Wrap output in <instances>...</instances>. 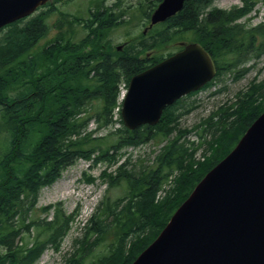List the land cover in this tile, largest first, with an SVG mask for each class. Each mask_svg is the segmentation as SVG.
Listing matches in <instances>:
<instances>
[{
	"label": "trees",
	"instance_id": "trees-1",
	"mask_svg": "<svg viewBox=\"0 0 264 264\" xmlns=\"http://www.w3.org/2000/svg\"><path fill=\"white\" fill-rule=\"evenodd\" d=\"M160 1L155 0L153 7ZM207 1L185 0L181 12L154 28L153 42L157 51L177 41L201 43L218 61L219 73L222 64L235 66L245 60L247 42L243 34L227 30L226 16L212 13L203 18ZM253 4L233 14L234 18L249 12ZM49 13L24 24L12 23L0 36V134L10 135L11 144L0 159V264H35L44 249H58L73 216L58 207L50 220L41 219L37 211L36 217L30 212L35 210L39 190L57 180L77 160L91 161L92 166L113 165L123 147L150 140L165 142L151 165L128 168V162H122L113 172L102 173L110 187L121 184L125 196L112 203L104 200L97 207L84 227L83 238L75 241L78 247L69 261L83 264L84 256L92 253L85 254L88 247L98 245L115 228L114 245L96 264H131L195 184L264 110V103L257 101L262 93L253 94L255 97L241 93L237 107L225 113L226 119L228 115L233 117L229 125L225 126L226 119L221 118L212 138L200 145L204 146L202 161L194 158L198 147L180 141L187 131L177 130L175 107L167 108L155 127L134 131L120 127L97 136L116 122L112 111L121 78L127 82L163 58L159 53L142 59L111 50L106 36L114 19L98 9L85 20L64 16L67 20L54 26L56 35L35 52V44L50 29L45 24ZM74 24L81 25L83 31L78 38ZM257 32L264 34V27ZM258 86L264 88L263 84H254L249 90H261ZM91 122L94 129L89 130ZM174 170L179 172L175 187L156 201V193ZM40 210L48 212L50 207ZM31 230L35 232L29 246L25 236ZM17 240L22 243L18 245Z\"/></svg>",
	"mask_w": 264,
	"mask_h": 264
},
{
	"label": "water",
	"instance_id": "water-1",
	"mask_svg": "<svg viewBox=\"0 0 264 264\" xmlns=\"http://www.w3.org/2000/svg\"><path fill=\"white\" fill-rule=\"evenodd\" d=\"M47 0H0V28ZM184 0H163L151 25L178 13ZM215 73L210 55L191 43L131 78L124 125L155 124L165 107ZM259 187L256 189L253 188ZM264 113L208 172L159 236L132 264H264ZM260 196H256L257 193Z\"/></svg>",
	"mask_w": 264,
	"mask_h": 264
},
{
	"label": "rangeland",
	"instance_id": "rangeland-1",
	"mask_svg": "<svg viewBox=\"0 0 264 264\" xmlns=\"http://www.w3.org/2000/svg\"><path fill=\"white\" fill-rule=\"evenodd\" d=\"M95 0H68L67 2L59 3L58 9L67 12L70 14L78 15L80 17H85L87 14V9L90 6L91 2ZM113 0H106L104 5H111ZM152 0H121L123 6H132L135 4H141L144 8L150 6ZM242 0H216L214 6L218 9L228 10L232 5L236 7L241 6ZM210 7H206L204 12H207ZM57 15L48 21L49 26L51 27L55 21ZM249 19V21H248ZM246 21H248L246 23ZM240 23H246L247 28H253L259 24L264 23V1H258L255 5L254 12L251 13L246 19L242 18ZM143 27L136 29L118 26L110 33V41L113 46H119L134 39L138 32L142 31ZM55 34L54 29H50L47 36L41 40L37 48H40L46 42H48L53 35ZM129 34V37H127ZM80 35V33H79ZM174 50L172 44H168L163 50V55H166ZM175 51V50H174ZM173 51V52H174ZM153 55V53H149ZM224 61H221V63ZM236 71H239L237 74L234 70L223 71L218 77V81L215 84L206 90L200 91L196 95H193L186 99L185 107L188 109H193L186 116L182 117L179 120V125L177 130L189 131L192 127H198L201 124V128L197 132H192L187 135H183L180 141H188L194 145H198L199 142L206 143L207 140L212 138V133L215 130L217 123L220 118L225 117L226 114H223L222 117H215L211 122L208 123V119L214 112L218 109L220 112L226 107H230L226 113H230L237 107V102L241 97V93L245 95L262 93L261 96H256L257 101L264 103V88L258 86L255 90H249L254 84H263L264 86V54L259 58L249 57V59L244 62L241 66L237 68ZM237 76V80H235ZM254 89V88H251ZM228 118L225 120V126L229 125V122L233 118L228 115ZM205 120V121H204ZM92 126H90L91 128ZM105 130L100 131L98 135H104ZM176 132H174L170 139L174 137ZM185 139V140H184ZM189 145V144H186ZM162 146V145H161ZM9 147V136L5 134H0V159L3 157L5 150ZM10 148V147H9ZM160 146H156L154 141H151L147 144L139 145L134 148L125 147L119 150L115 156L117 161H126L130 163L128 168L133 164L137 166L139 164L151 165L153 159L158 153ZM198 155V153H197ZM196 155V156H197ZM89 162L84 160L76 161L75 164L68 167L65 171L62 172L60 177L54 181L53 184L47 185L39 190L38 196L36 197L37 202L35 205L34 214L36 217V211L41 207L51 206L53 207L48 211V214L40 215V218L51 216L52 211H55V208L58 207L65 212L66 215L75 214V219L71 224L70 231L62 240L58 250L52 248H47L37 259L36 264H69L70 258L75 254L77 247L75 245L76 240H81L84 234L85 220L92 212L94 213L98 205H101L103 200H108L111 203L123 198L125 196V190L121 184L114 187H108L106 183H103L102 179L99 177L100 173L106 169L109 165L107 163H100L95 166L88 167ZM113 166V165H112ZM113 166L111 169L113 170ZM110 170V169H109ZM87 178H92L95 181L86 182ZM169 182V181H168ZM171 187H175V181L169 184ZM168 188V187H167ZM167 191L161 190L157 193L155 200H159V197L165 196ZM96 206V208H95ZM102 216L104 214H99ZM35 232V231H34ZM33 232V233H34ZM33 233H26L25 240L29 242V246L32 244ZM115 228L112 229L111 234H109L105 240L99 242L98 245L89 246L86 253L91 251L90 255H85L83 264H96V261L103 255L108 254L111 246L115 242ZM93 238L89 241L91 242ZM18 245L22 242L17 240ZM3 248L0 247V251ZM78 255V253H76Z\"/></svg>",
	"mask_w": 264,
	"mask_h": 264
},
{
	"label": "bare ground",
	"instance_id": "bare-ground-1",
	"mask_svg": "<svg viewBox=\"0 0 264 264\" xmlns=\"http://www.w3.org/2000/svg\"><path fill=\"white\" fill-rule=\"evenodd\" d=\"M255 186H257V185H255ZM255 186L253 185V188H254L255 191H256V189L259 188V187H255ZM263 186H264V185H262V187H263ZM256 193H257V192H256ZM256 196H260V193H257ZM158 201H159V200H158ZM156 205H157V204H156Z\"/></svg>",
	"mask_w": 264,
	"mask_h": 264
},
{
	"label": "flooded vegetation",
	"instance_id": "flooded-vegetation-1",
	"mask_svg": "<svg viewBox=\"0 0 264 264\" xmlns=\"http://www.w3.org/2000/svg\"><path fill=\"white\" fill-rule=\"evenodd\" d=\"M111 7H112V6L110 5L109 8H111ZM108 12H109V13L111 12L110 9H108ZM116 13H117V12H116Z\"/></svg>",
	"mask_w": 264,
	"mask_h": 264
}]
</instances>
